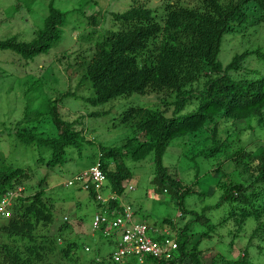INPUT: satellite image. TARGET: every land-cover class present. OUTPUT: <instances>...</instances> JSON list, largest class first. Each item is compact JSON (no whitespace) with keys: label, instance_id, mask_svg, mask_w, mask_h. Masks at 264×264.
Returning a JSON list of instances; mask_svg holds the SVG:
<instances>
[{"label":"trees","instance_id":"1","mask_svg":"<svg viewBox=\"0 0 264 264\" xmlns=\"http://www.w3.org/2000/svg\"><path fill=\"white\" fill-rule=\"evenodd\" d=\"M54 1L50 0L43 26L33 32L29 42L18 40L17 35L6 38L0 40V51H11L29 61L48 53L62 39L63 42L64 30L70 24L65 20L69 13L55 8ZM24 3V9L31 13L32 3ZM89 3L71 12L76 13L77 29L83 28L76 39L80 54L75 57L76 72L71 74L73 65L70 63L69 68L66 65L64 69L69 89L75 91L58 93L54 99L42 98L37 106L40 111L34 115L38 119L46 116L51 120L57 134L45 137L32 127L33 122L31 127H23L26 122L23 119L11 130L14 141L49 150L50 156L37 159V164L52 170L65 161L67 148L78 147L81 132L75 129L74 122L63 118L64 113L59 106L61 101L73 97L97 106L132 94H158L161 96L157 97L158 107H130L121 113L119 123L132 129L133 139H128L120 148L100 147L94 158H100L101 170L106 177L107 186L103 193L122 196L125 184L133 178L130 169L123 164V156L140 163L152 154L154 177L151 183L161 191L173 192L178 200L180 219L187 214L191 216L183 226L166 218L156 222L160 223L159 228L175 233L177 254L168 261L147 258L145 264H204L199 245L204 237H210L212 233L205 211L199 215L183 207L185 197L194 193L192 188L182 184L163 165V155L175 139H182V145L189 146L187 163L196 170L197 157L203 156L207 160L221 153L226 155L228 163L223 161V164L230 171L224 173L221 166L216 165L209 172L214 177L220 175L217 179L221 195L215 208L230 204L228 218H224L219 225L232 219L237 226L234 233L229 234L231 252L234 240L239 237L248 219L256 222L248 243H264V144L255 151L243 146L226 154L227 148L223 147L226 139L220 134L222 125L233 129L240 121L245 122L247 131L244 133L247 136L248 131L254 132V125L264 128V72L251 66L252 62H258L264 70V48H247L223 62L219 59V54L223 52V36L233 31L234 26L248 23L250 9L258 11L255 24H264V0H192L189 5L171 0L164 2L162 15L138 0H132L124 11L110 14L109 21L113 27L106 25L105 18H109L106 13L97 15L98 12L90 7L96 3ZM19 4L12 6L14 12L19 11ZM74 78H77L75 87L71 85ZM87 82L93 95L80 97L82 95H78V90L85 89ZM42 85L38 82L34 90L41 89ZM191 104H194L188 108L191 112L179 116ZM28 108L27 105L26 112ZM97 115L92 112L88 116L94 118ZM93 164L94 160L90 166ZM236 171L239 179L231 181L229 175ZM81 172L73 174L64 186L78 191L85 189L84 184L74 180ZM30 175L35 174L28 167L0 160V203L8 193L18 188L24 191ZM46 181V178L39 181L33 193L15 197L6 209L9 217L0 215V264H49L47 260L52 254L67 259L77 250L76 240L66 241L62 236V232L69 229L66 216L55 233H50V227L55 224L56 204L64 200L53 191L42 188ZM71 181L72 185H68ZM88 196L96 204V213L109 214L112 208L119 209L117 201H109V206L103 208L105 203L95 201L93 191ZM210 210L213 206L206 207L207 212ZM195 222L204 227L195 226ZM192 228L199 229L198 233H194ZM93 232L102 240L108 239L105 231L98 229ZM243 251L242 257L225 264H251L246 251ZM96 254L99 256V249H96ZM76 264L116 263L109 253Z\"/></svg>","mask_w":264,"mask_h":264},{"label":"rangeland","instance_id":"2","mask_svg":"<svg viewBox=\"0 0 264 264\" xmlns=\"http://www.w3.org/2000/svg\"><path fill=\"white\" fill-rule=\"evenodd\" d=\"M25 1L32 3L31 13H27L24 9ZM92 1L96 4L90 6L91 9L94 8V11L98 12L97 15L106 13L109 18H105V23L111 27H113V23L109 21L111 20L110 14L122 12L132 4V0H55V8L69 13L65 20L66 22L70 21V24L67 22V27L65 26V30L63 29L64 41L62 42V39V43L60 42L48 53L29 61L11 51H0V160L4 159L7 163L33 170L35 175H30V180L25 183V190L18 188L21 189L20 194L22 195L33 193L38 182L44 178L47 179L42 188L48 192L53 191L60 199L63 198L62 200H64L63 203L56 204L55 224L50 227V233H55L57 226L60 225L61 221H64L63 217L66 216L68 220L65 221L68 223L69 229L63 231L62 236L66 241L74 239L78 244L77 250L73 251L67 259L61 258L59 254H52L47 260L49 264H76L81 260L85 263L113 251V242L108 243L93 232L92 216L97 212L95 202L89 199L86 192L64 185L73 174L90 166L100 147L120 148L128 142V139H133L132 129L119 123V117L125 109L130 107L154 109L158 107L157 97H161L155 93L132 94L131 96L115 98L97 106L85 104L83 99L73 97L61 101L59 106L62 107L63 118L65 121L74 122L75 129L81 132L77 141L78 147L70 146L67 148L64 154L65 161L52 170L42 164H37V159H46L50 156L49 150L26 146L14 141L15 138L11 135V130L14 129L16 123L23 119L26 120L22 125L23 127L30 126L33 122L32 127H36L37 132H42L45 137H54L57 134L51 120L46 116L38 119L34 115L39 110H37V106L42 98L54 99L58 93L75 91L69 89L64 69L66 65L68 68L73 65L71 74L76 72L75 57L80 55L76 39L78 40L77 36L83 28L77 29L76 13L72 14L71 12L78 7H85L88 2L92 4ZM169 1L171 0H138L159 15L163 13L164 2ZM180 1L187 5L192 3V0ZM49 2L50 0H0V40L17 35L18 40L29 42L34 36L33 32L43 26V20L48 14ZM18 3H20L19 11L14 12L12 6L14 7ZM248 14L250 19L248 23L234 26L232 33L223 36L221 45L223 52L219 54V59L222 62L247 48H264V24H255L258 11L252 8ZM251 66L259 67L262 73L264 72L261 63L252 62ZM76 81L77 78H74L71 85L75 87ZM38 82L43 83L42 88L34 90ZM87 84L85 89L78 90V95H82L80 97L88 98L93 95L90 83L87 82ZM27 105L29 108L26 112ZM192 105L194 104L187 106L179 116L182 117V115L185 116L191 112L188 108ZM92 112L98 113V115L94 118L88 116ZM27 115L29 116L27 117ZM244 123L238 122L233 129L231 126H221L220 134L223 139H226V144L223 146L227 148L226 154L243 146L247 150L255 151L257 147L264 144V128L254 125V132L248 131L249 136H247L245 134L247 127L244 126ZM228 128L229 131H227ZM181 140L175 139L170 143L163 155V165L168 168L170 174L174 177L177 176L182 184L194 191V193L186 196L183 201L185 210H192L199 215L205 211L204 214L209 219L212 233L210 237H204L199 245L203 263L225 264L226 261L230 262L242 257L243 250H245L251 264H264V243L259 242V245L257 244L258 241L248 243L249 237L256 227V222L253 219H248L243 225L239 237L234 240L232 252L229 247L231 240L229 234L234 233L237 226L232 219L219 225L224 218H228L230 204H223L219 208H215L214 205L218 203L221 195L217 179L220 175L214 177L209 170L217 165L221 166L224 173L229 172L230 169L223 164V161L228 163L226 162V155L221 153L217 157H209L207 160L203 156L197 157L198 169L196 170L188 165L189 146L184 147ZM123 164L130 169L133 178L129 180L132 189L130 190L127 186L122 199L124 203L130 204L135 211V221L149 226H161L160 223L156 224V222L166 218L173 220L179 226H183L190 220L189 214L184 219H180L178 200L173 192L161 191L155 184L151 183L154 177L152 154L140 163H135L123 156ZM197 176L199 177L197 178ZM229 178L231 181H237L239 174L236 171V173L229 175ZM197 182L198 184H196ZM205 194L206 196H204ZM17 195H19L18 191ZM212 206L213 210L207 212L206 207ZM194 224L204 227L198 222ZM192 230L194 233L199 231L197 228H192ZM193 238L195 241L196 236ZM85 245L89 246V252L84 251ZM96 249L100 250L99 256L96 254Z\"/></svg>","mask_w":264,"mask_h":264},{"label":"built area","instance_id":"3","mask_svg":"<svg viewBox=\"0 0 264 264\" xmlns=\"http://www.w3.org/2000/svg\"><path fill=\"white\" fill-rule=\"evenodd\" d=\"M74 180L81 183L92 182L94 189L99 191L104 185L105 176L97 162L87 172L75 177ZM68 185H72V181ZM17 191L19 195H17ZM20 192L21 189H18L8 193L2 199L0 215L9 217V211L6 209L12 204L15 197L22 196ZM114 212L113 219L107 218L104 214H95L92 219V229L105 231V236L113 241L115 248L112 259L116 264H144L147 258L168 261L176 255L177 242L175 239L165 236L155 240L150 237L143 224L134 222L129 206L121 205L120 209ZM159 234L161 235V233ZM84 250L88 252L89 248L84 247Z\"/></svg>","mask_w":264,"mask_h":264},{"label":"clouds","instance_id":"4","mask_svg":"<svg viewBox=\"0 0 264 264\" xmlns=\"http://www.w3.org/2000/svg\"><path fill=\"white\" fill-rule=\"evenodd\" d=\"M97 162H99V164H100V158H96V159H94V164L93 165H91V166H89L87 169H85V170H83L82 172H81V174H83V173H85V172H87L91 167H93ZM100 169H101V165H100ZM80 175V174H79ZM105 176V175H104ZM80 182V181H79ZM79 182H77V183H79ZM81 183V182H80ZM87 183H90L88 186H87ZM92 182H86V183H82V184H84L85 186V189H83V190H81V191H84V192H86L87 193V195L89 194V192L90 191H93L94 193H95V201H102V202H104L105 204L103 205V208H107L108 206H109V204H107L109 201H117V203H118V206H119V209H120V206L121 205H127V206H129L130 208H131V210H132V213H133V220H134V222L135 223H138V224H143L145 227H146V229H147V233H148V235L150 236V237H152L153 239H155V240H158L157 238H161V237H165V236H168V237H172V238H174L175 239V234H173V233H169L168 232V230L166 229V228H159V226H149V225H147V224H145V223H141V222H137V221H135V219H134V217H135V211L132 209V207H131V205L130 204H126V203H124L123 202V199H122V196H119V195H117V194H104L103 193V190L106 188V186H107V183H106V177H105V182H104V185H103V187L99 190V191H96L95 189H94V187H93V185L91 184ZM74 185V184H73ZM125 186H126V188H127V186H128V188L131 190L132 189V186H131V183L130 182H128L127 184H125ZM73 188V187H72ZM119 209H117V208H112V211L109 213V214H106V213H104V215L107 217V218H109V219H113L114 217H115V212L114 211H116V210H119ZM95 214H97V213H94V215ZM94 215L92 216V219H93V217H94ZM65 220V219H64ZM91 226H92V224H91ZM157 230V232H155ZM155 232V233H154ZM159 233H161V235L159 234ZM99 237V236H98ZM109 239V238H108ZM108 239H103V240H105L106 242H110V243H112L113 241L112 240H108ZM175 241H176V239H175ZM84 247H88L89 248V246L88 245H85ZM115 248V247H114ZM85 251V250H84ZM89 251H90V248H89ZM88 251V252H89ZM113 251H114V249H113ZM113 251H111L110 253H111V256H112V253H113ZM109 254V253H108ZM176 254H177V252H176ZM173 258V257H172ZM171 258V259H172ZM164 261V260H163ZM146 263V262H145ZM144 263V264H145ZM130 264H132V263H130Z\"/></svg>","mask_w":264,"mask_h":264}]
</instances>
